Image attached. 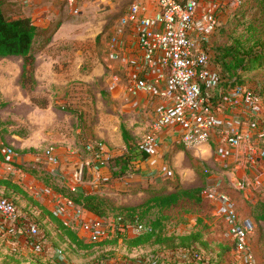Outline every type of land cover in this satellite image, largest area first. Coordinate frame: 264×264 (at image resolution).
I'll return each instance as SVG.
<instances>
[{
    "label": "rangeland",
    "instance_id": "obj_1",
    "mask_svg": "<svg viewBox=\"0 0 264 264\" xmlns=\"http://www.w3.org/2000/svg\"><path fill=\"white\" fill-rule=\"evenodd\" d=\"M135 2L155 5V0H75L72 5L68 0H6L4 14L8 19L29 17L38 27L34 45L36 84L32 92L22 87L23 59L0 58V103L6 104L0 108V131L20 155L26 153L35 158L26 169L41 174L50 187L53 177L43 162L48 147L64 146L86 156L87 145L106 144L114 157L100 166L103 176L110 180L95 184L90 164L83 177L84 187H94L95 194L111 206L103 219L108 226L113 225L121 209H141L153 197L174 193L176 185L186 190H202L208 183L220 181L222 191L235 205L240 223H247L251 229L249 241L256 264H264V222L258 220L264 205V186L253 187L250 170L237 175L238 168L213 157L215 147L195 152L176 146L164 150V160L174 171L172 179L149 180L142 175L140 154L134 150L149 131L152 119L130 110L109 91L111 77L119 73L110 59V43L127 8ZM223 12L225 20L205 49L220 77L231 81L234 72L230 69L224 73L216 62L218 49H256L253 53L262 54L264 3L232 1L224 6ZM243 76L255 82L241 85L257 91L264 87V67H254ZM216 91L213 96L217 95ZM31 95L39 105L48 103L47 107L38 106ZM123 130L129 132L133 143L130 161L117 158L128 151ZM1 175L12 176L5 172ZM36 219L41 225L44 250L36 253L29 245L13 246L16 239L1 238L0 261L15 258L20 264H188L184 253L156 244L155 239L200 233L206 245L195 244L197 261L211 259L217 264H243L228 225L214 215L213 206L204 198L201 203L180 200L165 210L152 209L143 222L154 228V240L138 248L127 244L136 237L118 236L110 228L107 240L99 244L87 242L92 247L88 251L76 250L50 215ZM74 232L79 233L77 228Z\"/></svg>",
    "mask_w": 264,
    "mask_h": 264
},
{
    "label": "built area",
    "instance_id": "obj_2",
    "mask_svg": "<svg viewBox=\"0 0 264 264\" xmlns=\"http://www.w3.org/2000/svg\"><path fill=\"white\" fill-rule=\"evenodd\" d=\"M68 1L71 5L75 2ZM232 1L239 0H155L154 6L131 3L114 33L110 59L119 73L111 77L109 91L130 110L152 119L149 131L138 144L139 151L146 155L140 161L146 179L174 177L173 169L164 160L163 150L169 146L196 152L212 145L213 157L225 164L246 144L243 153L247 169L255 172L257 187L264 184V168L259 167L264 162V97L246 85L220 93L215 101L212 95L220 75L205 46L222 26L223 8ZM84 153L92 155L96 162L86 164L79 151L56 145L46 149L43 162L54 176L59 175L63 161L79 162L82 173L79 182L71 185L73 192L84 185L83 175L89 164L95 184L109 181L100 166L114 157L106 144H89ZM18 155L0 131V169L12 174ZM30 187L36 196L45 198L49 212L65 228H77L81 240L88 243L107 240L110 228L131 237L153 231L139 218L118 228L115 222L108 226L51 187L37 183ZM93 189L86 186L80 193L94 195ZM201 197L213 206L214 215L228 225L243 264H256L249 241L251 229L247 223H240L235 205L222 191L220 181L208 183ZM23 220L15 201L0 197V237L11 240L25 233L31 249L41 253L44 243L39 222Z\"/></svg>",
    "mask_w": 264,
    "mask_h": 264
},
{
    "label": "trees",
    "instance_id": "obj_3",
    "mask_svg": "<svg viewBox=\"0 0 264 264\" xmlns=\"http://www.w3.org/2000/svg\"><path fill=\"white\" fill-rule=\"evenodd\" d=\"M261 3H264V0H261ZM6 0H0V58H10L17 57L23 59L22 67V87L30 92H32L33 87L35 86L34 78V67L36 63V57L34 53V45L38 35V27L29 17H19L8 19L4 14V7ZM259 44H257L258 46ZM256 46V47H257ZM262 48H264V43H262ZM252 50V51H251ZM256 49L242 50H232L228 48L218 49V61L217 64L221 68V71L228 73L231 69L234 73L230 76V80H223V76L219 79L220 91L217 89V95L213 96L214 101L218 99V93H226L231 90L236 85H241L240 83H247V81H254V79L246 80L243 76L245 73L250 72L254 67H264V52L262 54L253 53ZM258 93L264 97V87ZM32 101L40 107H47L48 103L39 105V101L31 95ZM6 107V104L0 103V108ZM3 136V135H2ZM123 140L127 146L128 151L123 155L118 156L119 161H130V153L134 149L132 148L133 143L131 136L127 130L122 132ZM135 152L140 154L139 159L143 161L146 157L141 151H139L138 146H136ZM127 165V163H125ZM128 166V165H127ZM6 188L14 190V192L22 193L21 189L15 185L9 178H0V188ZM201 189H192L186 190L182 189L179 185H176V191L170 195L166 196H156L149 199L141 209L136 208H125L121 209V213L115 219L116 227L118 228L120 224L124 223H135V219L139 218L140 222L145 224L144 217L152 209L165 210L171 208L179 203L180 200H189L195 201L197 203L202 202ZM66 197L72 198L79 206H81L85 211L92 213L94 216L98 217L100 220L105 222V219L108 216L109 209L111 206L108 201L101 199L96 194H76L74 196ZM3 198H8L3 195ZM142 210V212H140ZM54 223L59 225L61 230L60 233H63L70 243L76 248V250L88 251L92 247L90 244L85 243L83 240L79 239L76 232L65 228L53 215H50ZM119 219H122L119 221ZM260 222H264V205L262 214L258 219ZM107 223V222H105ZM151 226V225H149ZM156 227V226H155ZM153 231L151 233H146L140 235L134 239L127 241V244L130 248H138L145 244L150 243L154 240L155 230L152 227ZM117 235H121L118 232V229L115 230ZM122 236V235H121ZM2 237H0L1 239ZM118 238V237H117ZM156 244L166 245L168 248H171L175 251L184 253L185 258H188V264H217L213 260H202L197 261V252L195 251V244L206 245L202 239L200 233H192L180 237H157L155 239ZM99 244V243H94ZM0 264H20L15 258H7L3 261H0Z\"/></svg>",
    "mask_w": 264,
    "mask_h": 264
},
{
    "label": "crops",
    "instance_id": "obj_4",
    "mask_svg": "<svg viewBox=\"0 0 264 264\" xmlns=\"http://www.w3.org/2000/svg\"><path fill=\"white\" fill-rule=\"evenodd\" d=\"M244 146H246V144H244ZM244 146L237 149L233 153V156L229 159V161H227L229 164L234 165V167L238 168L237 175H241V174L245 175V170L247 169V164L245 162V157H244V153H243ZM211 147H213V146L211 145ZM172 148H174V147L169 146L165 150H170ZM206 148H208V147H206ZM163 152H164V150H163ZM81 161H83L86 164L89 162H92V161L94 163L96 162L95 158L90 154H87L86 156L82 155ZM32 162H35V158L30 156V154H26V153H24V155L19 154L16 162L14 163L15 170L11 174L12 175L11 178H9V179H11V181L15 185H17L21 189L22 193L14 192V190L6 189L3 187L0 188V197H3V195H4V196H7L8 198L13 199V200L21 199L19 201V203L17 201H15V203L18 207L19 212L22 215V218L24 219L23 220L24 222H25V220H36V221H38L36 219V216L41 217L44 215H52L51 212H49V210L45 204V198L40 197V196L39 197L36 196L30 187L31 183H37L39 186L40 185L48 186L47 182L42 180L41 174H39L38 172H35V171H28V169H26V167H28V165H30V163H32ZM76 165H81V164L77 161L76 162L73 161V162H69V163L63 161L61 166H60L59 175H57V176L51 175L46 168L47 173L50 174L51 177H53V179L49 182L51 183V186L53 185V187H51V188L54 191H56L57 193H61L63 195H64V193L65 194L72 193L73 195H76V194H80V192L86 188V187H84V185H86V183H84V185H82V186L80 185L77 192L72 191L71 185H74L75 182H79V180H80V177L77 176V172L73 169V167H75ZM259 167L264 168V162L263 161L260 163ZM32 168H35V167L33 166ZM91 169L92 168L89 169L90 172L92 171ZM2 172H5V171L0 169V178H2V175H1ZM250 172L252 173L251 180L253 182V184H252L253 187L259 188L254 184L255 172H253V171H250ZM5 173H7V172H5ZM5 178H7V177H5ZM59 178H61L63 180V182ZM59 181H61L62 184H58ZM56 186H58L59 189H56L57 188ZM262 186H264V184ZM48 187H50V186H48ZM13 195H17V196L15 197ZM88 213H90V212H88ZM77 236L79 239H81L79 234H77ZM16 240H17L16 244L12 243L13 246H17V247L19 246L21 248H27L28 241H27V237L25 236V233H23V234L21 233ZM68 242H69L70 246L72 248H74V246L70 243L69 240H68ZM84 242L87 243L86 241H84Z\"/></svg>",
    "mask_w": 264,
    "mask_h": 264
},
{
    "label": "water",
    "instance_id": "obj_5",
    "mask_svg": "<svg viewBox=\"0 0 264 264\" xmlns=\"http://www.w3.org/2000/svg\"><path fill=\"white\" fill-rule=\"evenodd\" d=\"M73 169L77 172V176L80 177L82 173V165H76Z\"/></svg>",
    "mask_w": 264,
    "mask_h": 264
}]
</instances>
